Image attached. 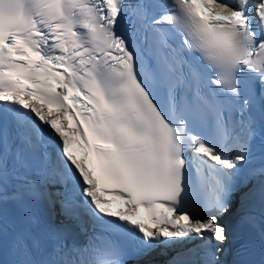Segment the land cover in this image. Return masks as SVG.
I'll return each instance as SVG.
<instances>
[{
    "label": "snow or ice",
    "instance_id": "1",
    "mask_svg": "<svg viewBox=\"0 0 264 264\" xmlns=\"http://www.w3.org/2000/svg\"><path fill=\"white\" fill-rule=\"evenodd\" d=\"M236 215L253 239L233 252ZM4 253L264 264V0H0Z\"/></svg>",
    "mask_w": 264,
    "mask_h": 264
}]
</instances>
